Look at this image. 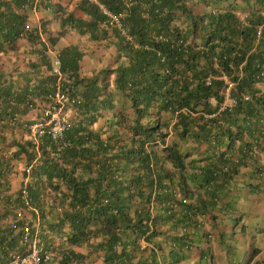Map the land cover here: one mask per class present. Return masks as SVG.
<instances>
[{"label": "trees", "instance_id": "trees-1", "mask_svg": "<svg viewBox=\"0 0 264 264\" xmlns=\"http://www.w3.org/2000/svg\"><path fill=\"white\" fill-rule=\"evenodd\" d=\"M42 9L48 18L31 24V12ZM66 34L76 38L62 44ZM88 56L98 66L84 69ZM224 73L239 78L237 88L251 98L204 119ZM263 85L264 0H74L72 8L0 0V140L31 109L39 117L57 87L70 115L60 138H29L13 153L23 152L30 165L23 169L30 207L22 185L7 193L0 173L1 264L26 251L25 222L56 264H180L193 247L199 259L184 264H215L199 219L223 216V209L213 212L214 199L227 196L225 179L237 169L222 166L233 162L230 148L245 133L236 164H248L264 119ZM214 142L218 153L204 164L186 161L189 143ZM213 171L223 180L212 183Z\"/></svg>", "mask_w": 264, "mask_h": 264}, {"label": "clouds", "instance_id": "clouds-1", "mask_svg": "<svg viewBox=\"0 0 264 264\" xmlns=\"http://www.w3.org/2000/svg\"><path fill=\"white\" fill-rule=\"evenodd\" d=\"M221 80H223V86L219 90V99L217 100L215 96H210L209 101L215 105V108L210 111H202L201 114L204 119H211L219 117L222 113H225L227 111H231L234 109L235 106L241 101H247L251 98V93L245 90H241L237 88L239 78L232 79L227 74H222L220 76ZM213 79H216V77H213V75H210L206 79V84H213ZM228 81L232 82V87L230 88V95L234 98H236V102L229 108L225 110H219V105L224 99V94L226 92V87ZM264 89V85L262 86ZM68 112V111H67ZM69 114V112H68ZM70 118V115H69ZM263 119V118H262ZM260 119V123L262 126L260 135H257L256 138H253L254 144H252V148L248 150L250 153V156L247 157L248 164L246 166H240L239 164H236V162L239 161L241 158V155L246 150V147L243 146L245 139L248 138L247 134L245 133L242 140H238L236 144H234L233 147H229L231 150V157L233 159V162L224 164L222 166L223 172L230 171L234 168H236V171H233L231 173V176L229 178H226V183L224 186V189H227V196L226 197H219L215 198L214 200L217 201L216 210L213 212L215 215L218 211H221L220 209H223V216L219 219H217L215 222L212 218H210V215L207 213H204L200 219H199V226L198 228L202 227L206 230V236L209 240L208 245L210 246L212 250V255L215 261V264H218L217 259L220 257L222 259V264H258V259H261L264 261V255L258 256V258H255V256L258 254V252L262 249L260 246H253V249L251 251V254H249L246 258H241L240 256L236 257V252H233L234 257L237 259H241L242 262H237L231 260L228 257V253L231 251L232 248H235V245L231 242V236L234 235L239 228L240 231L245 235L246 232V222L244 220L245 215V200L248 196L247 192H244L245 190H251V188L261 189L264 183V119ZM28 130V129H27ZM30 134V133H29ZM33 137V136H32ZM173 138L172 130L169 128V133L167 137L165 138V145L170 142V139ZM252 140V139H251ZM191 145V143H189ZM219 145H215V142L213 144H207V143H201L200 146H197L199 149L196 148V146H190L189 148H184L186 150L191 151L190 155L187 156L186 161H189L190 159H193L195 157H198L199 159H202L201 164H204L205 161L203 160L204 157H210L214 153H218ZM222 147V146H220ZM227 148V147H226ZM213 160L216 159V157H212ZM255 160V162L258 165V171L253 170V163L251 161ZM152 165V163H151ZM30 165H27L28 167ZM166 166L173 172L174 167L169 162H166ZM25 167V169H26ZM212 170V168H211ZM210 170V173H211ZM26 172H29V170ZM174 180L177 181L178 176L174 174ZM29 178V176L24 177V181L22 183V187L26 186V183L29 181H26L25 179ZM213 178L211 180L212 183H215L216 181L223 180V177L217 178V172L213 171ZM187 186H189L190 189H194V184L191 183V181L187 180ZM250 186L249 188H247ZM22 189V188H21ZM221 190V189H219ZM217 192H220L216 190ZM176 193H178V190L176 189ZM182 201L189 202V198L182 195ZM223 207V208H221ZM249 224H247L248 226ZM220 232V233H219ZM222 234V235H220ZM46 254V253H45ZM246 255V252H245ZM255 258V259H254ZM50 259V257H49ZM199 259V252L198 250L193 247L191 249L190 256L187 258V260L182 261L180 264L184 263H192L193 261H196ZM47 264H56L53 262L48 261ZM221 264V263H220Z\"/></svg>", "mask_w": 264, "mask_h": 264}, {"label": "built area", "instance_id": "built-area-1", "mask_svg": "<svg viewBox=\"0 0 264 264\" xmlns=\"http://www.w3.org/2000/svg\"><path fill=\"white\" fill-rule=\"evenodd\" d=\"M103 10L111 17L112 22H115L120 26L119 17L117 15L112 14L106 9ZM54 62L55 71H59L58 58H56ZM232 86V82L228 81L224 99L219 105V110H225L236 102V98L232 97L229 93ZM52 99L53 101L43 108L40 116L27 124L28 132L35 139L48 135L51 139L56 140L62 136L63 132L70 124L69 114L65 110V101L67 99L66 92L60 87H57ZM29 169L30 166L26 167L27 171ZM26 181H29V178L25 179V183ZM21 192L25 206L30 207L31 203L26 186L22 187ZM17 214L19 217H22V210H18ZM12 226L15 230L18 229L15 223H13ZM21 230V238L23 242H27L25 244L27 246L26 251L22 254H13L5 264H47L49 261V255L44 253L43 245L39 244L37 239L31 236V226L25 222L22 225Z\"/></svg>", "mask_w": 264, "mask_h": 264}, {"label": "crops", "instance_id": "crops-1", "mask_svg": "<svg viewBox=\"0 0 264 264\" xmlns=\"http://www.w3.org/2000/svg\"><path fill=\"white\" fill-rule=\"evenodd\" d=\"M57 1H61L64 4H69L70 8H72L74 5V0ZM48 13V10L44 9L33 10L30 14V23L33 25L38 24L41 18H48ZM73 38L75 39L76 35L74 36V34H66L60 42L63 44L67 41L73 40ZM97 61L100 63L99 59H97ZM38 115L39 114L36 109H31V111L25 117H23V123L7 128L4 132V139L0 140V173L3 177V180H5L6 187L8 188L7 193H15L21 187L24 181L25 176L23 174V169L27 166V159L23 152L19 153L18 156H14L13 153L17 149V144L19 142L25 141L29 138H34L26 129V124L27 122L29 123V121H33L38 117ZM0 209L2 210L3 208L0 206ZM13 233H16V231H13ZM17 246L16 248H22L21 243H18ZM75 249L86 252V249H82L80 247H75ZM260 255H264L263 249L258 252L255 258H258ZM3 259L4 254H2V247H0V264ZM98 261L99 260H97L95 263H98Z\"/></svg>", "mask_w": 264, "mask_h": 264}, {"label": "rangeland", "instance_id": "rangeland-1", "mask_svg": "<svg viewBox=\"0 0 264 264\" xmlns=\"http://www.w3.org/2000/svg\"><path fill=\"white\" fill-rule=\"evenodd\" d=\"M96 57L91 58L88 56L84 61V69H88L92 66H98L96 63ZM192 146V145H189ZM248 186L247 188H249ZM248 196L246 197L245 202V215L244 220L246 224L245 235L238 231L232 235L231 242L235 245V248H232L228 253V257L234 261L242 262L241 259L236 257L240 256L241 258H246L253 249V246H260L264 251V183L261 189L251 188V190H245ZM236 252V257H234L233 252ZM246 252V255H245ZM218 264H222V259L220 257L216 258ZM258 264H264V261L258 259Z\"/></svg>", "mask_w": 264, "mask_h": 264}]
</instances>
